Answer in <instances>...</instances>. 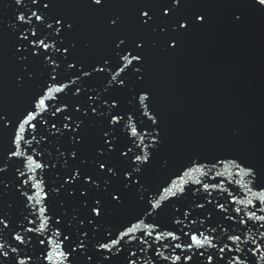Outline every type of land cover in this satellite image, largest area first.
Returning <instances> with one entry per match:
<instances>
[{
    "label": "snow or ice",
    "instance_id": "6c2138e0",
    "mask_svg": "<svg viewBox=\"0 0 264 264\" xmlns=\"http://www.w3.org/2000/svg\"><path fill=\"white\" fill-rule=\"evenodd\" d=\"M12 5L9 22L0 21V43H9L17 68L16 89L29 90V94L22 106L8 108L2 102L0 82V137L7 140L0 150V229L9 230L11 237V242L0 243V264H137L132 259L137 254L130 250L133 241L139 251L147 245L171 264H257L264 260V236L259 241L255 237L242 240L241 234H227L224 229L231 243H220L215 227L188 232L181 228L177 235L154 218L164 212L166 199L171 203L172 198L179 200L186 194L189 181L185 177L204 173L193 162L175 173L179 183L169 177L151 189L148 171L165 140L153 91L145 84L149 59L154 50L175 54L184 37L207 28L211 22L207 8L189 0L121 5L134 9L133 32L126 28V16L114 0H11L6 6ZM74 8L102 21L108 37L102 51L96 52L95 42L89 40L83 44L89 55L81 53L84 29ZM247 10L264 16V0H247L232 12V23H243ZM119 94L127 95L135 113L124 109ZM136 114L146 118V122L137 121L139 128L131 126V137L139 143L120 135L122 122ZM122 139L128 142L122 144ZM42 143L43 147H36ZM49 145L52 151H47ZM129 145L137 150L133 152ZM217 164L230 165L238 175L248 177L243 187L264 205V164L240 157L217 158L211 167ZM49 176L54 179H46ZM196 183L209 190L208 184ZM150 189L163 190V194L153 200ZM12 193L23 198L25 212L20 221L13 219V202L5 201ZM133 202L136 210L130 211ZM239 203L257 207L253 200ZM197 207L204 208V204ZM214 207L227 211L223 204ZM117 218L122 219L113 223ZM224 218L236 220L238 226L264 221V215L255 211ZM191 223L203 226L196 220ZM249 239L255 248L249 246ZM158 243L174 254L164 256L154 246Z\"/></svg>",
    "mask_w": 264,
    "mask_h": 264
},
{
    "label": "water",
    "instance_id": "95a60500",
    "mask_svg": "<svg viewBox=\"0 0 264 264\" xmlns=\"http://www.w3.org/2000/svg\"><path fill=\"white\" fill-rule=\"evenodd\" d=\"M139 2L141 0H114L118 10L126 16V28L129 31H135L134 9L121 5ZM189 2L205 6L211 15V22L207 28L184 37L181 48L175 54L154 50L150 56L145 84L153 91L155 104L161 115L165 142L148 171V177L151 189L164 184L169 177L179 183L175 173L181 172L185 165L191 166L193 162L202 166L204 174L192 172L190 178L185 177L189 181L186 194L179 200L172 198L171 203L166 199L164 203H167V207L164 212L154 218L166 230L175 229L177 235L181 228L188 232L195 228L204 231L215 227V235L222 238L218 240L220 243H231L227 241V234L233 231L241 234L242 240L255 237L259 241L264 236V227H260L264 221L251 220L247 226H238L236 220L224 218L244 217L246 213L253 211L256 215H264V211L259 210L264 205H260L256 197L243 187L248 184L249 178L238 175V170L230 165L217 164L214 168L211 165L217 158L222 157H240L246 161L264 164V16L247 10L244 22L234 24L231 21L232 12L242 8L247 0ZM6 5H11V0H0V21L4 24L9 22L15 7ZM71 10L79 15L84 29L80 34L81 53L89 55L90 50L83 46L89 40L95 42L96 52L102 51L108 39L102 31V21L84 9ZM16 75L17 68L10 56L9 43L5 40L0 43V82L4 86L2 102L8 108L22 106L29 94V90L20 92L16 89ZM119 95L124 109H131L130 115L135 113L136 109L128 103L127 95ZM138 120L146 122V118L138 114L133 115L131 121L126 119L122 122V138L127 134L129 139H136L139 143L138 138L131 137V126L139 128ZM125 124L127 127L123 126ZM127 142L122 139V144ZM147 142L148 137L145 136V143ZM6 144V137H0V150ZM43 146V143L36 145L37 148ZM129 146L133 152L137 150L134 145ZM47 151H52L51 145ZM24 170L27 171L26 168ZM50 178L54 179L46 177ZM197 180L208 184L209 190L204 191L202 184L196 183ZM211 185L217 187L212 188ZM249 187L253 186L249 184ZM151 189L149 195L153 200L163 194V190L157 193ZM253 191L259 189L253 187ZM209 200L211 204L207 203ZM240 200H253L257 207L241 204ZM5 201L13 202V219L20 221V214L25 212L23 198L12 193ZM198 204H204V208L197 207ZM217 204H223L227 211L222 213L218 207H214ZM53 208H56V201L53 202ZM236 208L242 211L235 213ZM135 210L133 202L130 211ZM121 219L117 218L113 223H119ZM176 220L182 223L176 224ZM193 220L202 222L203 226L201 227V223L192 224ZM224 229L228 230L227 234ZM9 242V230L0 229V243ZM154 246L164 256L174 254L171 248L160 247L159 243ZM249 246L256 247L250 239ZM240 247L244 248L245 245L241 243ZM144 249L143 252L139 251L135 241L130 245V250L137 254L132 257L137 264H171L170 260L164 261L157 257L147 245H144ZM257 264H264V260H258Z\"/></svg>",
    "mask_w": 264,
    "mask_h": 264
}]
</instances>
